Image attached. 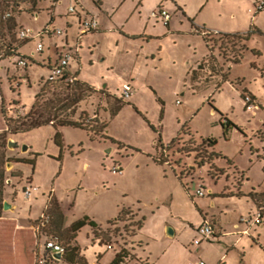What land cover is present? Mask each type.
Wrapping results in <instances>:
<instances>
[{
  "label": "rangeland",
  "instance_id": "rangeland-1",
  "mask_svg": "<svg viewBox=\"0 0 264 264\" xmlns=\"http://www.w3.org/2000/svg\"><path fill=\"white\" fill-rule=\"evenodd\" d=\"M33 3L21 0L3 5L13 6L16 18L26 12L33 15L43 5ZM168 12L176 16L178 34L168 39L155 64L151 56L141 58L133 47L120 50L112 40L94 49V64L87 53H81L80 66L76 59L71 60L74 71L80 69L82 77L97 87L103 88L105 79L110 80L112 92L131 75L139 77L133 97L136 104L119 95L93 93L81 102L76 117L84 111L82 119L89 117L87 122L95 118L96 112L98 120L107 123L106 130L96 135L72 126L59 128L63 149L54 140L57 129L52 125L10 134L8 141L15 145L7 146V157L30 158L34 164L7 162L4 203L11 204L18 194L20 201L35 202L40 207L47 203V211L49 201L55 197L67 217V226L85 215L106 225L102 235L113 249L99 241L94 244L88 226L78 234L82 255L89 264H108L118 249L115 243L126 248L143 217L134 243L139 256L129 251L135 259L129 264H194L199 258L208 264H264V210L256 220L259 211L251 197H232L243 194V184L245 192L264 193V0H170ZM46 20V13L38 21L27 15L21 17L24 26L35 31ZM204 29L212 33L209 45L216 62L210 61L196 71V86L200 89L193 91L188 71L209 53L197 34ZM16 30L0 24L7 44L17 45ZM219 31L247 34L249 40L223 37L217 34ZM45 40L51 49L54 43ZM71 45L74 49L75 42ZM153 46L149 44L150 50ZM61 52L75 55L70 47L61 48ZM241 54V61L233 64ZM44 58L37 57L24 71L17 57H12L11 83L4 76L1 84L0 127L5 125L2 98L7 116H25L31 111L40 86L52 74ZM219 74L228 80L216 89L221 81ZM207 85L212 86L203 89ZM242 95L251 97L258 107L245 109ZM114 97L128 103L112 115ZM226 117L239 129L231 127L225 132L221 122H226ZM210 139L217 140L214 147ZM114 166L121 170L114 172ZM33 187L38 190L26 199V190ZM200 189L205 190L206 197L198 195ZM208 197L219 198L215 201L218 206H211ZM120 201L139 205L140 212L128 210L124 220L106 224L119 217ZM10 210L3 205V213ZM202 212L218 237L219 219L225 229L233 228L235 222L238 230L240 224L246 225L239 231L244 236L239 243L236 236L223 235L195 245V240L201 239L197 230ZM41 229L59 236L66 245V239L51 222ZM168 229L174 231L172 236L165 235Z\"/></svg>",
  "mask_w": 264,
  "mask_h": 264
},
{
  "label": "crops",
  "instance_id": "crops-1",
  "mask_svg": "<svg viewBox=\"0 0 264 264\" xmlns=\"http://www.w3.org/2000/svg\"><path fill=\"white\" fill-rule=\"evenodd\" d=\"M64 3H65V0H62L61 4L57 6L55 15H57L56 23L62 22L60 26H64L66 28L67 35L65 37H59L58 41L53 40V38L56 36H49V37L44 38L43 40L44 45H45L44 50L42 52H37L36 50L37 41L18 40L17 30H16V42H17V45H19L20 52L26 54L28 58H31L33 60H36L37 57H45L44 59H46L48 64L52 66L55 62H57V60L63 54H65L61 52V48L70 47V50L72 49L71 42L73 41L76 43L77 41V35L79 32L78 22H77V18L74 16H64V14L67 11L66 6L69 2H67L65 7H63ZM169 3H170V0H79V6L82 7L83 14L94 18L98 22L99 28L93 32L84 34L80 38L79 40L80 49H79L78 55L75 54V58H74L77 61L76 63L80 66L79 63L81 60V53H87L89 54V57H91L92 59L90 61L91 64H94V61H93L94 59L93 55L95 51L94 49L100 46L101 43L108 42L110 40L114 41L116 48L119 47L120 50H122L123 48L127 50L133 47L135 51L138 52L139 57L141 58L144 57L145 59H147L149 56H151L153 64L157 63L158 60L160 61V58L167 47L168 39L173 38L175 35H177L178 29L176 27L177 23L175 22L176 16H174L172 13H170L171 19L168 23H165V21L162 18L151 17L150 14L152 11L159 10V9H165L168 11ZM42 13H46V12H41L38 20L40 19ZM23 15H27L33 18L32 15H28L27 12L23 13L22 15L19 14L18 16H16V18H14L17 23V26L15 27L16 29L24 26V24L21 22V17ZM48 19H49V16L47 15V20ZM33 20L35 19L33 18ZM38 20H35V21H38ZM6 29H9L7 25H6ZM197 34L201 35L203 38L202 34H200L199 32ZM47 38L52 43H54V46L51 49H49L46 46L45 39ZM34 43L36 44L35 48L33 49L31 48L28 50L27 48H29ZM151 43H154V46H153L154 48H152V50H150V47H149V44ZM145 45H148V46L145 47ZM53 52H54V55H53ZM127 53H129V51H127ZM11 60H12V57H4L2 60H0V91H1V84H2L3 77L5 76L10 82V75L14 73L13 68H12L13 63ZM104 60L105 58L103 57L101 61H104ZM24 71H27V69H25ZM69 72L72 75H75L78 78V80L89 84L95 90L101 91V92H104L105 94H110V95H119L120 90L123 87V85L126 83H130L133 89H132L131 97L128 101H131L133 102V104H136L135 103L136 101L134 100L133 97L135 96L134 92L136 90V85L138 88V84L140 82L139 77H137L136 79L135 76L131 75L132 77H130V80L125 81L123 84H121L122 86L120 89L117 88L116 92H112L111 90L113 87L110 85V82H109L110 80L108 81V79H105L106 83L104 84V87L102 88V87H97L98 85H95L88 79H85L84 77H82L81 75L82 71L78 68L77 70L74 71L73 66L70 65ZM25 78H22V79L25 80ZM11 88H12V84H11ZM154 92L156 91L154 90ZM2 101H4V98H2ZM128 101L126 102L128 103ZM243 105L245 108V104ZM213 110L215 109L213 108ZM4 124H5V120H4ZM6 129L7 127L5 124L4 127H0V132ZM17 159H30V158L18 157ZM14 166H15V163H14ZM215 186H216L215 188L223 187V185H215ZM243 186L244 184L242 185V189H241L243 194L234 195L232 197H237V198L249 197L247 195H249L252 192H256V191L245 192L243 190ZM34 193L35 191L32 192L31 196ZM30 197H25V198L28 199ZM201 197H206V196H201ZM208 198L210 199L211 206H214V205L216 207L218 206L215 203V201L219 198H215V199L210 198V197ZM254 203L258 209V205L256 204L255 201ZM120 205L122 207L119 210V213H118L119 215L124 210L128 211L131 209H136L138 212H140L139 205H128L123 201L120 203ZM46 207H47V203L43 204V206L40 207V206L35 205V202H31L28 200L20 201L18 198V194L14 198V200L11 201V205H10L11 210L9 212H4L2 216H0V264H35V259L37 255L39 254L50 255V251L45 247V243L48 239L54 236L53 234L45 230L39 229L37 226L38 224L37 222L40 221L41 217L46 212L45 211ZM61 209H62V206H61ZM201 214H202V221L200 225L204 223V221L206 220L205 218L207 217L206 213L204 214L202 212ZM84 217H89V216L85 215ZM90 220L97 223L92 218H90ZM109 221H119V220H118V217L117 219L112 218V219H109L106 224H108ZM97 225L100 229V232H103L102 228L105 229L106 225L102 226L101 224H98V223ZM69 226H67V217L65 216V227H69ZM87 226L91 228V232L94 236V241H93L94 244L96 243V241H99L103 246H106L109 249L114 248V246L110 244L108 240L104 238L105 235H102L101 238H97L94 233V228L91 225H86L85 227ZM236 226H237V222L234 223L233 228L225 229L222 224V220L219 219L217 228L219 230L220 236L218 237L216 235L215 239H219L223 235H233V236H236L235 240L236 242L239 243L240 237L244 236L239 231L241 229H245L246 225L240 224L239 230L237 229ZM140 230L141 228L136 230V232L131 236V240L129 241V244L125 246L128 251H132L133 254L137 256H139V252H137L136 247L134 248V243L137 240ZM168 230H169L168 233L166 232L165 235L172 236L174 234V231L171 229H168ZM77 238H78V235L76 237V242L78 246L80 247ZM259 240H260L259 237H257L256 242L257 243L260 242ZM115 245L118 249L115 251V254L110 257L109 259L110 261L108 262V264H111L116 254L122 249L120 248V245H118L117 243H115ZM81 255H82V250H81ZM56 257H57V254H56ZM57 258L59 260L52 262L51 264H60L64 262L62 259L63 254L61 258L59 257ZM134 260L135 259L129 260L124 264H129ZM87 264H89L88 261H87ZM92 264H97V263L93 262ZM145 264H148V263H145Z\"/></svg>",
  "mask_w": 264,
  "mask_h": 264
},
{
  "label": "trees",
  "instance_id": "trees-1",
  "mask_svg": "<svg viewBox=\"0 0 264 264\" xmlns=\"http://www.w3.org/2000/svg\"><path fill=\"white\" fill-rule=\"evenodd\" d=\"M9 29H14L17 26L16 20L13 18L6 23ZM198 31V30H197ZM200 34L203 35V39L206 43L207 49L209 51L208 55L197 64L196 67H192L188 75H190V88L193 91H197L198 86L195 79L194 74L200 68H202L206 63L213 61L216 62L215 55L213 54V49L209 45V36L212 34L209 30H202L199 31ZM223 37H233L239 38L244 42L249 40L247 34H240V33H226V32H219L217 33ZM245 50L248 48L245 46ZM255 54H258L256 51H253ZM6 57V56H5ZM243 54L239 55V57L235 58L232 63L236 64L241 61ZM4 58V57H3ZM1 58L0 60H2ZM30 63H34V60L29 58ZM217 65V63H216ZM216 67V66H215ZM26 69L28 68L25 67ZM51 70V66H49ZM218 76L221 77V81L216 84V89L221 87V83L227 81V76L224 74H219ZM68 74L57 78H49L40 86V91L35 97V102L32 106L31 111L25 115H19L17 117H10L6 114V109L4 107V101L2 106V112L4 115V120L7 129L0 132V216H2V208L4 205V192L6 187V164L9 161L15 162H23L34 164L33 159H11L8 158L6 155V148L8 146L9 135L17 132H24L28 131L37 127H41L43 125H52L57 129V132L54 135L55 142L63 149V142H62V135L59 131V128L72 126L77 128H82L91 132L92 134L99 135L107 128V123L103 120H98V113H94L95 118H91L89 121L85 122L89 117L83 118L85 112H81L76 117L78 112L80 111L81 102L84 101L86 98L90 97L93 93H96L93 87H91L86 82H82L80 80L75 81L74 83H70L66 81ZM212 85H207L206 88L208 89ZM246 90L244 89L243 92ZM112 97L111 95H107ZM243 96V95H242ZM115 98V97H114ZM245 98V96H243ZM115 104L112 106L111 113L115 115L121 106L127 102L115 98ZM17 101H13L12 104H17ZM216 109L213 105H210ZM222 116V114H220ZM223 129L225 132H228L231 127L239 129L231 120L226 117V122H221ZM241 131V130H240ZM161 142V141H160ZM210 146L214 147L217 144L216 139L209 140ZM62 153V151H61ZM162 162V161H161ZM256 204L258 205V211L262 215V211L264 210V193H257L252 192L249 195ZM51 217V225L56 230V232L60 233L66 239V245L61 240V238L57 235L59 242L62 244L64 248L63 254V261L66 264H87L86 259L81 255V249L76 242V237L78 233L81 231L83 227L86 225H91L94 228V233L97 238L102 237V232L94 221L90 220L89 217H84L73 222L69 227H65V215L61 209V206L58 200L54 197L49 201L48 208L46 211ZM128 214V211L124 210L118 217L119 221L124 220V215ZM144 221V217L140 219L137 223V228L140 229L142 227ZM112 221H109L111 223ZM216 235L213 237L215 238ZM134 259L131 253L126 249L122 248L115 256L111 264H124L129 260Z\"/></svg>",
  "mask_w": 264,
  "mask_h": 264
},
{
  "label": "built area",
  "instance_id": "built-area-1",
  "mask_svg": "<svg viewBox=\"0 0 264 264\" xmlns=\"http://www.w3.org/2000/svg\"><path fill=\"white\" fill-rule=\"evenodd\" d=\"M21 0H0V24L4 25L11 19L15 17L13 9L14 7L5 6L3 4L9 3V2H19ZM33 5L42 3L43 5L39 8L37 11H33L34 14L32 17L35 20H38L39 15L41 12H46L49 16V19L37 30L35 31L31 27L22 26L17 28V39L20 41H37L36 50L37 52H42L44 50V38L49 36H56V37H65L67 35L66 28L64 26H60L56 23V8L59 4H61L62 0H33ZM68 4L66 6V13L64 16H74L77 18L78 22V35H77V41L75 43L74 49H71L70 51L73 53L75 51V54L80 49V38L89 32H93L99 28L98 22L88 15H84L82 11V7L79 6V0H68ZM19 5V4H16ZM41 10V12H39ZM151 17L154 18H162L165 23H168L171 19L170 13L165 9H159L154 10L150 14ZM18 45L15 44H7L5 38L0 33V59L3 57H17V63L20 67H27L30 63L28 56L26 54L20 52V50L17 48ZM75 58V55H72L70 53L63 54L57 62H55L51 66V77L50 78H57L60 76H63L65 74H68V77L66 81L70 82L71 84L78 80V78L75 75H72L69 72V66L72 59ZM132 85L130 83H126L123 85V87L120 90L119 97L123 100H129L132 94ZM245 108L248 110H255L258 106L255 104L254 101H252L251 97L245 96L243 99ZM178 104H180V101H177ZM114 172H118L121 170L120 166H114L113 167ZM38 190V188H29L26 190L27 197L32 194L33 191ZM199 196L205 195V190L200 189L198 192ZM261 217V214H258V217L256 220H259ZM51 221L50 215L45 212L43 216L41 217L39 221L38 228L41 229L42 227H46ZM197 232L201 236L200 238H197L194 242L195 245H200L202 240L213 238L216 235L215 228L213 224L205 220L202 225L198 227ZM45 247L50 251V255H37L35 259V264H51L52 262H55L59 260L56 257V254H64V248L62 244L59 242V239L57 237H51L48 239L45 243ZM194 264H208L204 259L199 258L197 261L194 262Z\"/></svg>",
  "mask_w": 264,
  "mask_h": 264
},
{
  "label": "water",
  "instance_id": "water-1",
  "mask_svg": "<svg viewBox=\"0 0 264 264\" xmlns=\"http://www.w3.org/2000/svg\"><path fill=\"white\" fill-rule=\"evenodd\" d=\"M8 145H9L10 147H13L15 144H14L12 141H9V142H8ZM26 149H27V148L24 147V150H26ZM10 205H11V204H9L8 202H5V203H4V209H5V210L9 209V208H10ZM61 256H62V254H60V253L57 254V257L61 258Z\"/></svg>",
  "mask_w": 264,
  "mask_h": 264
}]
</instances>
